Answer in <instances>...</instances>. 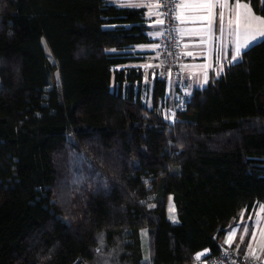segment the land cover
Returning a JSON list of instances; mask_svg holds the SVG:
<instances>
[{
  "label": "trees",
  "instance_id": "trees-1",
  "mask_svg": "<svg viewBox=\"0 0 264 264\" xmlns=\"http://www.w3.org/2000/svg\"><path fill=\"white\" fill-rule=\"evenodd\" d=\"M149 30L110 0H0V264H187L264 204V37L167 121Z\"/></svg>",
  "mask_w": 264,
  "mask_h": 264
},
{
  "label": "crops",
  "instance_id": "crops-1",
  "mask_svg": "<svg viewBox=\"0 0 264 264\" xmlns=\"http://www.w3.org/2000/svg\"><path fill=\"white\" fill-rule=\"evenodd\" d=\"M110 1L120 7L143 8L145 10L147 24L150 27L149 34L153 42L150 44L138 45L134 50L143 52L144 56V60L139 62L137 66H144L152 62L155 59L154 49L156 39L160 34V23L157 22L160 21V19L154 11L155 7L150 8L145 5H155V0ZM199 2H201V0H180V3L186 4H196ZM235 2L236 0H228L230 5ZM239 2L245 3L247 1L239 0ZM219 11V8L215 9L217 16L212 24L211 31H209L207 27L208 20L201 19V17L208 15L206 10L197 8H178V14L184 17V21L181 22L179 29V41L184 54L189 57L184 63V69L186 72L193 74L189 88L191 93L195 89L203 88L209 80L221 75L226 66L237 61L232 59L235 55L237 36L235 35L234 27L232 29L227 27L229 12L225 10L226 26L224 31L221 32L219 30ZM240 33H242V36L240 34L239 40L240 43L243 44L245 40L244 30L241 29ZM187 53H191V55ZM221 68L223 69L222 71ZM152 79L153 78L150 76H144L143 90L148 91L150 89ZM205 80H207L206 83ZM166 95L168 97V105L162 106L160 109H163L168 116H171L170 106L173 99V85L170 81H166ZM260 209L261 205H257L251 212L247 214L242 213L234 223L227 228L224 235L220 238V244L233 252L251 257L256 262L264 261V234H262L264 233V212H261ZM245 229H247L246 232ZM233 232L235 236L231 245H229L225 243V240L228 238L229 234ZM204 250H201L199 253L204 252ZM253 252L255 253L254 256L252 255Z\"/></svg>",
  "mask_w": 264,
  "mask_h": 264
},
{
  "label": "built area",
  "instance_id": "built-area-1",
  "mask_svg": "<svg viewBox=\"0 0 264 264\" xmlns=\"http://www.w3.org/2000/svg\"><path fill=\"white\" fill-rule=\"evenodd\" d=\"M180 0H155L154 11L163 23H160V34L155 43V59L140 66V72L144 76L164 79L173 85V99L171 101L172 120H177V114L185 111L190 102V81L192 73L186 72L184 63L189 58L181 48L179 41V29L181 21L177 19ZM197 253L191 256L187 264H264V261L256 262L253 258L243 256L224 248L213 256H201L196 259ZM76 264H89L79 261Z\"/></svg>",
  "mask_w": 264,
  "mask_h": 264
},
{
  "label": "snow or ice",
  "instance_id": "snow-or-ice-1",
  "mask_svg": "<svg viewBox=\"0 0 264 264\" xmlns=\"http://www.w3.org/2000/svg\"><path fill=\"white\" fill-rule=\"evenodd\" d=\"M147 7H156L155 5H145ZM177 8H197L206 10L208 15L201 17V19L208 20L207 27L209 31H211L212 24L217 16L215 9L219 8V30L221 32L225 29V10L229 12V18L227 20V27L232 29L234 27L235 35L237 36L236 48H235V55L232 57L233 60L238 59L241 56L242 49H245L250 46V42L255 40L257 36L264 37V17L256 15L251 7L250 0H247L245 3L236 2L232 5L228 3V0H201V2L196 4H186L180 3L177 5ZM151 15V13H150ZM177 19H180L181 22L184 21V17L181 15H177ZM158 23H163L162 20L157 21ZM241 29L244 30L245 33V40L244 43L241 44L239 40ZM191 55V53H187ZM223 69L221 68V71ZM207 80H205V83ZM174 207L172 211H174ZM261 212H264V206H261ZM247 229H245V232ZM264 234V233H262ZM235 233H230L228 238L225 240V243L231 245L232 240L234 239ZM209 250H204L202 253H197L196 259L200 260L201 256L207 255ZM252 255L254 256L255 253L253 252ZM147 259V258H145Z\"/></svg>",
  "mask_w": 264,
  "mask_h": 264
},
{
  "label": "rangeland",
  "instance_id": "rangeland-1",
  "mask_svg": "<svg viewBox=\"0 0 264 264\" xmlns=\"http://www.w3.org/2000/svg\"><path fill=\"white\" fill-rule=\"evenodd\" d=\"M261 1L264 2V0H261ZM240 34H241V36H242V33H240ZM262 38H263V37L257 36L256 39H255L254 41L250 42V46L253 45V44H255L256 42L260 41ZM250 46H249V47H250ZM45 48H46V46H45ZM247 48H248V47H247ZM247 48H245V49H247ZM245 49H242V51L245 50ZM238 59H239V58H238ZM238 59H236V60H238ZM143 98H145L146 100H147V98H148V96H147V92H146V91L143 92ZM170 107H171V106H170ZM160 114L162 115V117H163L165 120H167V121L172 120V115H171V116H168V115L166 114V111H164L163 109H160ZM170 117H171V118H170ZM259 205L263 206L264 204H259ZM173 207H174V205H173L172 199H171V197L169 196L168 201H167V213H168V217H169V219H170L171 221L176 222L177 219H176L175 210L172 211ZM174 209H175V208H174Z\"/></svg>",
  "mask_w": 264,
  "mask_h": 264
}]
</instances>
